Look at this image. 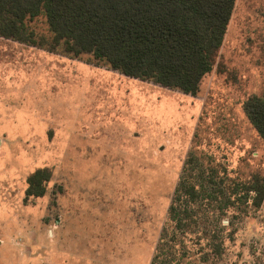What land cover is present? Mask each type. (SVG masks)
<instances>
[{"label": "rangeland", "instance_id": "374dc122", "mask_svg": "<svg viewBox=\"0 0 264 264\" xmlns=\"http://www.w3.org/2000/svg\"><path fill=\"white\" fill-rule=\"evenodd\" d=\"M31 26L42 45L0 36V264H264V200L227 199L264 179L245 111L264 96V0H237L196 96L52 47L43 16ZM221 165L225 184L209 180ZM38 169L46 192L28 196ZM183 169L196 195H177L178 223Z\"/></svg>", "mask_w": 264, "mask_h": 264}, {"label": "trees", "instance_id": "16d2710c", "mask_svg": "<svg viewBox=\"0 0 264 264\" xmlns=\"http://www.w3.org/2000/svg\"><path fill=\"white\" fill-rule=\"evenodd\" d=\"M236 2L0 0V36L42 45L31 22L43 16L52 47L61 46L64 52L76 57L89 54L96 62H105L129 78L150 80L164 88L196 96L202 79L214 69ZM245 111L264 141V96H251L245 103ZM192 161L193 157L189 162ZM187 172L190 171L183 169L175 199L168 210L178 223L184 218L174 204L181 201L177 195L188 194L193 199L196 195V185ZM219 172L212 174L211 171L209 180L220 176L221 183L225 184L229 172L223 165ZM49 180V171H35L28 178L27 195H44ZM235 195L238 201L250 202L259 208L264 200V179L253 175L252 179L236 184L227 199L232 200ZM187 211L185 209L184 213ZM221 249L215 242V253L220 254ZM152 264H156L154 260Z\"/></svg>", "mask_w": 264, "mask_h": 264}]
</instances>
